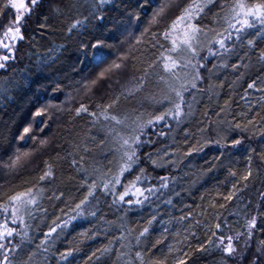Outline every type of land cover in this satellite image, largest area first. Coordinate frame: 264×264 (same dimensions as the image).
Instances as JSON below:
<instances>
[{
  "label": "snow or ice",
  "instance_id": "1",
  "mask_svg": "<svg viewBox=\"0 0 264 264\" xmlns=\"http://www.w3.org/2000/svg\"><path fill=\"white\" fill-rule=\"evenodd\" d=\"M53 18L66 22V28L58 30ZM208 19L210 27L204 23ZM58 34L66 40L77 37L68 56L74 58L71 72L61 63L69 45L51 39ZM120 36L127 48L114 55L116 45L110 41ZM262 41L264 0H0V113L8 116L0 121V173L17 177L28 168L35 173L19 184L7 181V189L0 191V264H38L37 252L26 251L32 242L28 221L39 212L47 215L41 203L45 198L56 202L52 213L56 219L36 247L58 255L57 264H108L114 243H119L118 255L126 258V264H264V116H260L264 47L257 51ZM41 42L47 45L44 54L36 51ZM149 44L161 49L157 58L141 55ZM25 57L35 73L19 67ZM157 66L161 71L153 81L150 69ZM229 66L245 69L231 86L247 76L251 82L241 99L247 100V90H255L261 93L257 105L247 103L246 111L228 119L226 101L215 113L216 120H201L192 132L195 111L185 95L196 101L192 90L203 93L199 85ZM215 87L209 83L206 91L218 96ZM96 96L99 100H93ZM79 119H88L97 128L88 139L95 142L101 136V147L108 146L103 158L112 159L107 166L87 159L91 149L87 141L78 142L80 133L75 130ZM172 122L184 134L186 147L180 160L173 158L176 152L169 150L171 146L157 148L153 139L167 137ZM160 125L168 132H158ZM62 141L72 151H66ZM194 154L206 157L201 176L218 180L211 174L225 169L236 182L227 179L231 187L226 193L217 187L216 195L223 202L209 198L206 205L198 206L202 209L198 218L191 212L180 216L177 223L194 222L176 233L182 239L162 248L171 222L159 216L158 208L135 228L128 227L125 218L160 201L169 188L167 176L160 177L158 185H148L147 164L153 170L174 167ZM238 156L246 159L239 173L232 167ZM63 160L79 175L80 188H87L78 202L61 189L50 195L45 192V182L54 178V165ZM102 198L109 209L123 213L119 238L89 254L81 244L95 239L99 229L86 228L77 233L79 240L73 238L71 246L60 251L57 241L77 232L81 226L76 221L92 218L110 223L101 211ZM163 203L174 206L172 198ZM229 207L227 215L219 211ZM154 224L163 229L155 240Z\"/></svg>",
  "mask_w": 264,
  "mask_h": 264
},
{
  "label": "trees",
  "instance_id": "2",
  "mask_svg": "<svg viewBox=\"0 0 264 264\" xmlns=\"http://www.w3.org/2000/svg\"><path fill=\"white\" fill-rule=\"evenodd\" d=\"M189 0H182V3H188ZM219 9H214V11H218ZM115 15V14H113ZM53 26L57 27L58 30H62L66 28L67 23L61 24L58 20L53 18L51 21ZM206 26H212V20L208 19L204 21ZM146 26L145 24L141 26V31L143 27ZM139 35V32L136 33ZM52 40L56 41L57 43H67L69 45V53L65 54L64 59L62 60V65L66 68L68 72L72 71L71 65L73 59H69L68 56L72 51V46L75 43L77 37L73 36L71 40H66L63 35H56L51 38ZM125 37L120 36L117 40L110 41L116 45V48L113 49L114 55H118L121 50H126L127 44H122L121 41H124ZM46 42H41L37 45L36 51L40 54H44L46 51ZM264 47V41L260 42L257 47V51L259 48ZM151 45L149 44L148 48L142 49L141 55L143 57H151L157 58L160 54L161 49H151ZM23 51L27 52V46L23 47ZM232 61L229 63L231 64ZM238 62V61H237ZM252 62H255V56L252 57ZM213 63H217V61H213ZM27 66L28 68L32 69V72L35 73L36 69L33 65H30L27 58L25 57L19 67L24 68ZM59 66V65H58ZM142 67H148V61H146ZM211 67V65H209ZM152 72V79L153 81L158 80V74L160 73L161 69L159 66L150 69ZM245 72L243 67L239 68L238 70L233 69L229 66L227 69H222L217 74V76L213 77L211 81L202 83L199 85L201 89L205 91L203 93H199L196 90H192L193 95L196 96V101H192V96L186 94L185 98L187 101L193 103V108L195 111V120H193L190 124V130L192 132L196 131L197 122L203 120L205 122L214 121L217 119L215 113L220 111V108L225 105L227 101L230 106V111L227 113L228 119H232L233 115L238 114L242 109L247 110L244 106L247 103H251L252 105H257V100L261 93L256 92L255 90H247L248 97L247 100L241 99V96H244L245 89L247 83L251 82L248 77H244L239 80V82L232 87L233 81H236L237 78L240 76L241 73ZM143 73H138V75H142ZM250 75V73H249ZM62 78V76H61ZM79 77H77L78 79ZM65 83H68L66 81ZM211 83L215 85V92H218L219 95L216 96L213 93L207 92L208 84ZM223 84V87L220 85ZM64 97L61 96V99ZM99 96L93 97V100H99ZM10 113V109H9ZM205 113L207 115L205 116ZM254 113H250L252 115ZM225 114H222V116ZM260 116H264V111L260 112ZM239 118V117H237ZM8 116L0 113V121H7ZM259 119V117L257 118ZM173 123V131L170 132L167 137H158L153 136L154 140H157L158 143L156 145L157 148H163L165 146H171L170 151H175L176 155L173 157L174 159L180 160L182 158V152L185 150L184 145V134L179 129L176 128L175 122ZM67 126V125H66ZM70 127V126H69ZM181 128L184 125L180 126ZM75 130L80 133V142L83 145L84 141H87V146L91 149L90 154L88 155L87 159L91 163L94 159L98 161L99 166L105 167L108 164V160L112 159L111 156H108V160L104 159V155L108 152V146L101 147V136H96L95 142L88 139L89 135H95L97 132V128H94L88 119H79L75 122ZM164 131L168 132V129L163 125L158 126L157 131ZM67 135V133H65ZM173 137H175V144H173ZM64 144V149L66 151H72L67 143L62 141ZM253 146H256L255 139L253 140ZM151 151L152 149H148ZM81 154L83 152L81 151ZM53 155H55L53 153ZM61 155H64V151L61 152ZM206 157L201 155H193L192 157L184 158L182 163H178L174 167L165 166L163 168H156L153 170L150 164H147L148 168V185H158L160 177L167 176L169 178V188L163 190V196L160 201L153 203L152 205L146 204L142 209H135L134 214L130 213L126 218V224L128 227H138L144 223H146L147 218L150 217L151 214L156 212L157 208L159 210V216H162L165 221H170L171 223L168 227L171 229V232L168 238L164 241V244L160 245V247H164L168 243H175L177 239H182L183 237H176L177 232H183L184 226L187 223H193V221H186L183 224L177 223L176 221L182 215H187L189 212L192 213L194 218H198V213L202 210V205H206L209 198L215 197L220 202H223L220 197L216 195V189L219 187V191L226 193V191L231 187V183H227V179H231V182H236V178H228L227 170L220 169L218 172L211 174L212 176L218 177L217 179H212L209 176H201L200 172L206 169L207 165L205 164ZM235 162L233 163L232 167L239 172H243L246 167V159L243 156L235 157ZM191 161V164H189ZM256 160L254 158L253 164L255 165ZM55 168V175L54 178L50 181L45 182V192L47 195L51 194L52 190L61 189L64 190L66 193L70 192V195L76 199V202L79 199H82L84 195L87 194V188H80V177L69 166L68 160H63L59 163L54 165ZM33 168L25 169L20 176L17 177H7L3 173H0V185H3V188H0V191L7 189L8 183L7 181H11V183H22L24 179L31 178V175H34ZM132 177H128L131 179ZM145 185V186H148ZM259 185L257 184V187ZM174 189V191H173ZM122 190V189H121ZM175 192H180V196H176ZM97 195H101L100 192H97ZM203 196L204 200L202 201L200 197ZM172 198L174 201V206H166L163 201ZM110 202V198H109ZM43 207L48 210L47 215L45 216L43 212L37 213V218L35 220L28 221L29 224V235L31 237V245L26 251H35L37 252L36 260L38 264H45V256H48L47 264H57L58 255H50L44 254L42 249H38L36 246L40 244V241L44 239L43 234L48 232L49 227L54 226L53 220L56 219V216L52 215L53 213V204L56 202H49L47 198L41 201ZM60 207H64L63 204H60ZM101 211L103 217L106 221L110 223L105 224L102 223L100 220L93 221L92 218L88 220H78L76 223L80 225L77 229V232H73L72 236L67 237L66 239L61 236L60 240L57 241V247L60 251H64L66 248L71 246V242L73 238L79 240L80 237L78 236V232L82 231L86 228H97L99 229V234L95 239L90 241H86L81 244V247L84 248L86 253L90 254V251H93L97 248L104 247L108 245L110 240H117L123 228H121L120 224V217L123 215L122 212H117L116 209H109L107 204L103 203V198L101 199ZM232 210L230 207L227 210H219L223 211L225 215L228 214V211ZM56 215H60L59 210H56ZM158 216V218H159ZM156 231L153 232L152 238L155 240L160 236V233L163 231L160 224H154L153 226ZM55 235V234H53ZM62 241V242H61ZM113 248L115 251L111 253L110 258L108 259V264H126V258L120 257L119 253V243H114Z\"/></svg>",
  "mask_w": 264,
  "mask_h": 264
}]
</instances>
